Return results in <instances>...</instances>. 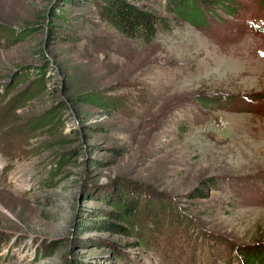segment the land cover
Listing matches in <instances>:
<instances>
[{
    "label": "rangeland",
    "instance_id": "374dc122",
    "mask_svg": "<svg viewBox=\"0 0 264 264\" xmlns=\"http://www.w3.org/2000/svg\"><path fill=\"white\" fill-rule=\"evenodd\" d=\"M101 1L0 0V264H264V0Z\"/></svg>",
    "mask_w": 264,
    "mask_h": 264
},
{
    "label": "trees",
    "instance_id": "16d2710c",
    "mask_svg": "<svg viewBox=\"0 0 264 264\" xmlns=\"http://www.w3.org/2000/svg\"><path fill=\"white\" fill-rule=\"evenodd\" d=\"M182 1L191 6H196L199 4L201 6L208 7L213 3L214 0H171L172 8H187L186 6L182 5ZM97 12L102 20L109 24V26L115 29L120 35L129 38H138L145 42L153 38L156 27L161 26L162 24L161 16L156 14L153 9L145 6L143 7L131 0H102L98 5ZM125 200L126 199L123 197V195H118L115 197V201H113L112 204L115 206L118 218H120L127 226L132 227L133 224L138 223L136 222V218L138 216V207H127ZM129 208L131 210H129ZM160 217L161 215L154 214V216L150 218L151 223H153L151 225L148 223V226L145 227L147 229L143 228L142 234L144 238H149L150 234L157 238H161L165 236V234L170 230H172L168 220H163ZM173 224L176 223L174 222ZM126 225L124 227L118 226V229L123 231L126 228ZM186 238L187 240H190V238L188 239V236H186ZM192 242L193 241H191V243ZM155 243V241L151 242L150 244L148 243L147 246L152 248L155 246ZM259 255H262L259 260L264 261V253H254L255 257ZM250 262L251 261L247 263Z\"/></svg>",
    "mask_w": 264,
    "mask_h": 264
}]
</instances>
